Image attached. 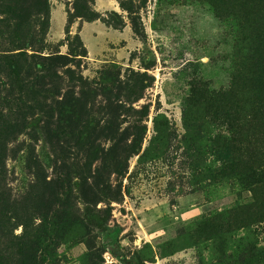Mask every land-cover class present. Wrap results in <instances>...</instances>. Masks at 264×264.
Listing matches in <instances>:
<instances>
[{"label": "rangeland", "instance_id": "374dc122", "mask_svg": "<svg viewBox=\"0 0 264 264\" xmlns=\"http://www.w3.org/2000/svg\"><path fill=\"white\" fill-rule=\"evenodd\" d=\"M0 264H264V0H0Z\"/></svg>", "mask_w": 264, "mask_h": 264}]
</instances>
